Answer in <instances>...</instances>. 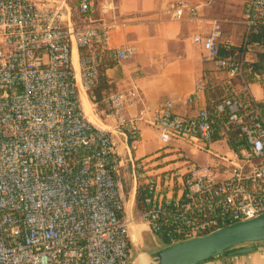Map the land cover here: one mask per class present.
Segmentation results:
<instances>
[{
	"label": "built area",
	"instance_id": "1",
	"mask_svg": "<svg viewBox=\"0 0 264 264\" xmlns=\"http://www.w3.org/2000/svg\"><path fill=\"white\" fill-rule=\"evenodd\" d=\"M70 1L0 0V264H132L116 142L86 118L80 88L90 93L106 60L132 59L136 48H110V30L89 23L92 1L80 0L75 20ZM185 10L198 16L179 1L176 18ZM242 23V44L224 42L226 56L218 20L192 39L216 69L196 78L188 102L206 94L210 108L180 115L167 100L131 117L125 111L141 99L134 84L102 101L133 148L147 123L164 147L183 142L214 159L197 165L185 157L178 186L173 176L150 183L139 221L167 245L264 214V70L248 59L261 48L250 36L264 27V0H247ZM73 46L82 50L80 88ZM215 142L222 145L213 150Z\"/></svg>",
	"mask_w": 264,
	"mask_h": 264
},
{
	"label": "crops",
	"instance_id": "2",
	"mask_svg": "<svg viewBox=\"0 0 264 264\" xmlns=\"http://www.w3.org/2000/svg\"><path fill=\"white\" fill-rule=\"evenodd\" d=\"M91 1L95 7L90 13L89 23L110 30L109 47L136 48V54L132 59L118 62L106 60L102 69L109 89L102 90L103 99L108 91L109 93L122 91L134 84L140 91L141 99L138 103L128 106L125 111L126 115L131 117L136 115L143 105L153 108L167 100L173 102L175 111L180 115L191 116L202 107L210 108L206 94H200L196 100L188 102L195 93L196 78L205 74L213 75L216 69L213 62L206 61L205 52L194 44L192 39L195 35H207L212 21L218 20L222 25L221 53H227L224 48L226 41L238 49L245 35L242 20L247 0ZM110 1L113 2L112 9L105 14L102 13V6ZM179 1L196 6L198 16L192 18L185 10L181 18H176L175 10ZM79 2L80 0H71L69 3L74 20L78 16ZM72 56L80 69L82 50L73 46ZM248 59L254 60L249 55ZM251 90L258 99H262V89L258 84H253ZM85 95L95 112L94 119L98 125L93 124L111 132L115 139L120 158L118 180L122 186L126 218L133 223L137 222L140 231L145 232L147 228L139 221L141 214L136 208L138 188L143 185L149 191L150 183H155L158 175L166 177L167 181L173 176L174 185L178 186L187 166L185 162L184 164L181 162L182 166L177 161L171 162L173 159L182 160L186 157L197 165L213 164L214 159L210 154L202 158L200 152L183 142H174L173 145L164 147L157 130L147 123H141V141L133 148L132 142L116 129V120L106 118L103 102L101 104L103 109L100 110L92 102L90 94ZM145 118L148 119L149 116L146 115ZM160 149H167L162 154L172 153L174 157L165 163L157 161L158 156H161L158 152ZM158 249L160 248H155V252ZM204 264H264V243H260L254 253L218 256Z\"/></svg>",
	"mask_w": 264,
	"mask_h": 264
},
{
	"label": "water",
	"instance_id": "3",
	"mask_svg": "<svg viewBox=\"0 0 264 264\" xmlns=\"http://www.w3.org/2000/svg\"><path fill=\"white\" fill-rule=\"evenodd\" d=\"M260 243H264V214L201 237L167 245L154 253L150 264H204L218 256L254 253Z\"/></svg>",
	"mask_w": 264,
	"mask_h": 264
},
{
	"label": "rangeland",
	"instance_id": "4",
	"mask_svg": "<svg viewBox=\"0 0 264 264\" xmlns=\"http://www.w3.org/2000/svg\"><path fill=\"white\" fill-rule=\"evenodd\" d=\"M256 51L257 50H255L254 52L253 51L250 52L249 57L251 56L255 60ZM75 72H77V71L75 70ZM78 86H79V88L81 87L80 84ZM81 93H84V91L80 88V97H81V101H82V94ZM88 94H90V93H88ZM84 96L86 97L85 93H84ZM86 102H87V105L90 107L91 115L94 118L95 112L92 109L91 104L88 102L87 97H86ZM220 145H222V144L219 143V142H215L214 144H212L210 146V148L215 150ZM222 148H225V146H223ZM165 150H167V149H164V150L160 149L158 151L161 156H158L157 161L159 160V162L165 163L166 160L169 161L170 159H172L174 157L172 153L171 154H166V155L162 154V153L166 152ZM200 154H202L201 155L202 158L205 155L209 156V154H206L204 152H200ZM161 157H163V159H161ZM198 160L202 161L201 159H198ZM176 161L179 162V165L182 166L184 164V162H186V158L185 159L183 158L182 160L173 159V161H171V162H176ZM130 215L132 216V214H130ZM133 219L135 220V216L134 215H133ZM141 226H142V224H141ZM130 241H131V252H132V261H133V263L136 261L138 256L144 255V254H146L148 256L149 262L152 263V261H153V259L155 257L154 256L155 248L161 246L162 243H163V241H161L156 235L151 233L150 230L146 229L145 232L144 231L143 232L140 231L137 222H135V223L132 222L131 223V226H130Z\"/></svg>",
	"mask_w": 264,
	"mask_h": 264
},
{
	"label": "trees",
	"instance_id": "5",
	"mask_svg": "<svg viewBox=\"0 0 264 264\" xmlns=\"http://www.w3.org/2000/svg\"><path fill=\"white\" fill-rule=\"evenodd\" d=\"M251 42H257L261 45V48L256 52V60L253 64L255 69L258 70H264V27L259 28L256 32L252 33L250 36ZM221 52V49H220ZM222 56H226L227 53L222 54ZM109 63V62H108ZM109 65V64H107ZM109 86L106 83V79L103 75V69L101 70L100 78L98 84L92 89L90 92V97L92 99V102L97 105L98 109H103L102 101H103V95L102 90H108ZM108 91L107 93H109ZM95 97V98H93ZM233 133V132H232ZM231 133V138L234 137V135ZM148 188L141 185L137 190L136 195V208L137 211H139L140 214L146 212L149 208V205L146 202V199L148 198ZM161 241H163L162 245L158 248L162 249L165 246H167V243L157 236ZM130 248H131V241L129 242ZM158 249V250H160Z\"/></svg>",
	"mask_w": 264,
	"mask_h": 264
},
{
	"label": "bare ground",
	"instance_id": "6",
	"mask_svg": "<svg viewBox=\"0 0 264 264\" xmlns=\"http://www.w3.org/2000/svg\"><path fill=\"white\" fill-rule=\"evenodd\" d=\"M74 57V56H73ZM74 59V58H73ZM74 63H73V66H74V70H76V78H77V81L78 83L80 84V76H79V68H78V63L76 60H73ZM82 94V108L84 110V113H85V116L86 118L94 123L95 125H98L97 122L95 121V119L92 117L91 115V109L90 107L87 105V102H86V97L84 96V93H81ZM81 98V97H80ZM89 118H88V117ZM126 222H127V226H128V229H129V234H130V226H131V223L132 221L127 219L126 218ZM134 264H150L149 262V259L147 258V256L144 254V255H140L137 257L136 261L134 262Z\"/></svg>",
	"mask_w": 264,
	"mask_h": 264
}]
</instances>
